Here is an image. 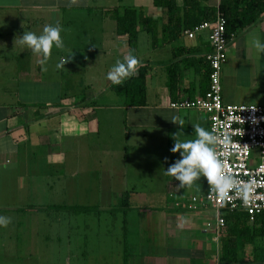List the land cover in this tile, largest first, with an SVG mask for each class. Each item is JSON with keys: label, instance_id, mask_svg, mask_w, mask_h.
Listing matches in <instances>:
<instances>
[{"label": "crops", "instance_id": "obj_1", "mask_svg": "<svg viewBox=\"0 0 264 264\" xmlns=\"http://www.w3.org/2000/svg\"><path fill=\"white\" fill-rule=\"evenodd\" d=\"M177 3L180 6L181 0ZM217 4L218 0L206 3ZM109 5L100 0H0V214L28 213L23 250L17 236L4 237L9 240L6 243L0 237V264H36L39 259L56 260L54 264H123L122 221L127 230L126 264H264L252 262L246 254L232 263L220 259V237L214 242L211 228L204 233L214 224V213L208 209L188 212L184 207L190 197L203 195L210 186L203 178L178 188L179 182L164 172L159 188L145 191L129 184L130 179L141 178V169L134 166L140 168L142 158L133 155L128 168L126 152L133 148L137 154L144 147L148 139L144 132L152 134L148 144L157 175L159 169L164 171L179 159L178 152H171L173 135L182 131L194 138L192 125L197 124L208 130L205 114L176 111L169 105L206 91L204 58L210 52L209 31L188 39L185 29L172 28L169 23L164 29L170 37L166 40L162 37L166 17L155 9L145 13L158 20L154 46L151 37L140 31L130 50L127 37L115 34V22L105 14L116 6ZM128 8L143 9L138 1ZM50 13L58 14L59 26L71 27L75 19L87 20L89 15L99 18L101 24L85 33L71 29L67 34L75 31L74 38H63L61 51L79 55V49H72L79 46L74 41L84 39L89 44H83V52L103 56L108 67L104 75L116 60L123 62L132 52L140 61L134 76L139 68L145 69V104L124 106L123 99L108 89V80L100 94L78 103L67 96L60 97L54 108L21 101L20 93L27 100L32 85L41 82L40 57L17 46L14 38L23 31L39 35ZM34 23L35 28L31 27ZM177 30L178 36L172 39ZM252 36L264 41V15L240 30L227 46L221 72L223 104L264 106V55L258 56L251 47ZM81 61L75 67H83ZM21 85L28 91L20 90ZM174 117L177 125L172 122ZM156 175L153 178L158 179ZM50 190L62 195L63 201L48 203L45 196ZM126 192L128 203L123 204L120 200ZM149 197L153 198L150 202ZM51 206L71 210L53 211ZM72 207H87L88 211ZM50 245L54 254L44 252Z\"/></svg>", "mask_w": 264, "mask_h": 264}, {"label": "built area", "instance_id": "obj_2", "mask_svg": "<svg viewBox=\"0 0 264 264\" xmlns=\"http://www.w3.org/2000/svg\"><path fill=\"white\" fill-rule=\"evenodd\" d=\"M209 31L210 52L206 54L209 73L207 89L201 96L172 102L176 111H197L207 117L208 130L218 136L216 155L223 162L224 174L235 183L223 192L209 186L201 196H193L185 203L188 212L203 209L214 213L212 240L217 242L224 228L225 214L243 211L252 220L264 212V106L228 105L221 100V72L226 49L235 34H226L225 19L216 15L184 32L188 39L202 31Z\"/></svg>", "mask_w": 264, "mask_h": 264}, {"label": "trees", "instance_id": "obj_3", "mask_svg": "<svg viewBox=\"0 0 264 264\" xmlns=\"http://www.w3.org/2000/svg\"><path fill=\"white\" fill-rule=\"evenodd\" d=\"M123 0H117V5L108 13L115 22V34L126 36L130 50L134 49L137 34L144 31L151 37L152 45L156 41L157 18L147 16L143 9H130L122 5ZM208 0H181L178 6L177 0H152V6L164 12L165 24H162L163 38L168 39L165 27L172 23V28L191 29L205 22H212L216 15L225 19L226 34H237L240 30L251 25L264 15V0H218L216 6L206 5ZM161 18V17H160ZM159 19V18H158ZM179 30L175 31L172 39L177 37ZM205 61V58H204ZM205 77H208L209 67L205 62ZM144 67L139 68L136 76L127 79L122 85H109L108 89L123 99L126 107H138L145 104L146 87L144 81ZM128 192L123 194L121 202L128 203ZM77 211H88L87 207H72ZM49 210H71V207L51 206ZM224 228L220 234L219 252L220 259L226 263L236 262L245 255L246 248H250V257L254 263H264V212L255 216L252 220L243 211L236 210L225 214ZM126 224L122 221L121 249L123 264L128 259L126 244Z\"/></svg>", "mask_w": 264, "mask_h": 264}, {"label": "rangeland", "instance_id": "obj_4", "mask_svg": "<svg viewBox=\"0 0 264 264\" xmlns=\"http://www.w3.org/2000/svg\"><path fill=\"white\" fill-rule=\"evenodd\" d=\"M104 1L107 5L108 4H114L117 5V0H100ZM124 3L123 6H131V4L136 3L138 1L139 5H142V8L145 10V13H151V11L155 10L152 6V0H123ZM109 5V6H112ZM52 17H50V20L45 21V26L48 25H59L58 23V14L56 13H50ZM60 22V20H59ZM38 25L40 24V20L36 22ZM62 31H64V35L61 34L62 39L67 37L74 38V32L77 30H83L84 33L88 31L89 28H93L96 25L101 24V20L99 18H93L89 15V19L87 20H81L75 19L73 25L69 27L68 25L61 23ZM65 25V26H63ZM36 24L32 25L31 27L35 28ZM71 29H76L70 34H67ZM81 32V31H80ZM74 44H79L76 48V50H80L79 55L78 53H66L61 50L52 49L51 56L47 62L46 71L41 70L40 65V71H41V82L38 84L32 85L31 90V97H27V100H24L26 98L23 97V94L20 93L19 97L21 101H27L34 104H38L40 107L44 108H54L57 107L59 103V98L63 96H67L68 98H71V100L76 101L77 103L83 99L84 97L92 98L96 97L98 94H100L105 89V83L106 75L105 72L108 69V67L105 64V61L103 63V56L99 53H93L91 51H85L86 48H83V44H89L84 41V39H79L77 41H74ZM144 45L142 42L140 43L139 50L140 52L143 51ZM76 54L78 56H76ZM71 56V57H70ZM65 57H70L66 60L64 64V68H57V63H61L60 60ZM101 57V59H100ZM80 60H84L86 62V67L84 65V62L81 61L83 64V67H75L76 63ZM95 60L96 65L93 66V61ZM39 65V63H38ZM79 70V71H78ZM80 72V73H79ZM87 73V74H86ZM20 86V90L28 91L27 88ZM104 86V87H103ZM100 92V93H99ZM100 102V101H99ZM101 111L98 112V115L101 116ZM148 136V139H146L144 143V147L137 149L138 153L135 154V149L128 148L126 155L128 157L127 165L128 168H131V160L133 158V155H137L140 158V168L137 166H134L136 169H138L142 172H139L140 179L132 180L130 179L129 184L133 185L136 189H149V187L154 188L155 186L158 187L159 183L161 182V179L163 177L164 171L158 170V174L156 175L154 173L156 169V163L153 162V156H152V149L149 147L150 139L152 138L151 131L144 132ZM125 155V154H124ZM160 162V160H159ZM162 167V166H161ZM131 170V169H130ZM153 175H156L155 177H158V179L153 178ZM161 177V178H159ZM153 179V180H152ZM57 179L54 178V181ZM51 182V181H50ZM159 188V187H158ZM147 191V190H145ZM62 195H59L56 193V191H48V194H46L45 199L48 203H55L57 204L59 201L62 200ZM17 198V197H16ZM66 199V197H64ZM159 199V196L157 197V200ZM153 198L149 197L147 198V201H151ZM164 200V199H163ZM63 201V200H62ZM153 202V201H152ZM0 215L9 217L11 219V223L4 228H0L1 233V240L4 242V237L8 238L9 236H17L19 243V248L23 250L25 246V239L28 236L26 235V232L28 233V230L26 228V221L28 213L25 211H15L14 213H2ZM11 215V217H10ZM52 217H55V213H50ZM54 219H50V222H52ZM17 222V226H14L13 222ZM51 226V225H50ZM47 228H43L42 235L47 231ZM51 231V228H50ZM4 235V236H3ZM9 240L5 239V243ZM49 249H44L45 253H53L51 250V245L48 246ZM54 254V253H53ZM244 254L251 255L250 254V248H246ZM24 262V261H22ZM56 260L49 259L48 261H44V259L37 260L36 264H54L56 263ZM19 263H21L19 261ZM13 264V263H9ZM16 264V263H14Z\"/></svg>", "mask_w": 264, "mask_h": 264}, {"label": "clouds", "instance_id": "obj_5", "mask_svg": "<svg viewBox=\"0 0 264 264\" xmlns=\"http://www.w3.org/2000/svg\"><path fill=\"white\" fill-rule=\"evenodd\" d=\"M61 33V26L48 25L43 28L39 35L31 31H23L22 35L15 37L14 40L17 46L26 48L32 54L39 56L41 70L46 71L52 49L63 50L65 48ZM250 44L258 56L264 55V41L252 36ZM70 57L62 58V62L57 63L56 67L58 69L64 68L66 60ZM139 64L140 61L136 56L129 52L123 62L119 59L116 60L107 72L106 79L114 86L122 85L138 70ZM175 120L174 117L172 121L174 124H176ZM178 126L182 129L183 121H180ZM192 127L194 138L184 136L182 131L173 135L174 144L171 152H178L179 159L170 164L164 172L179 182L178 188L191 186L203 178L208 185L223 192L231 187L235 181L224 174L223 162L217 158L215 145L218 143V136L198 124L192 125ZM10 223L9 217L0 215V228L7 227Z\"/></svg>", "mask_w": 264, "mask_h": 264}]
</instances>
